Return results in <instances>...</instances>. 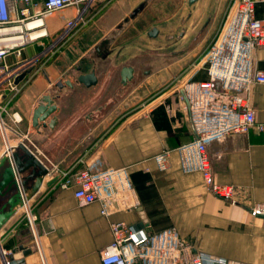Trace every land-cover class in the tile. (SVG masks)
Wrapping results in <instances>:
<instances>
[{"label":"crops","instance_id":"1","mask_svg":"<svg viewBox=\"0 0 264 264\" xmlns=\"http://www.w3.org/2000/svg\"><path fill=\"white\" fill-rule=\"evenodd\" d=\"M142 1L123 0L100 16H91L86 25L94 22L96 40L68 57L64 50L73 45L76 37L73 38L29 81L10 107L21 117L19 128L23 127L26 136L37 98ZM153 1L114 36L110 49L122 47L125 51L120 58L137 59L142 51L140 45L150 42L145 41L148 40L145 34L152 26L173 32L185 27L187 32L180 39L179 50L192 42L193 46L142 78L58 162L60 169L77 168V160L87 153V158L93 160V171L121 169L129 187L113 184L108 188L114 195L107 206L108 214L104 215L99 201L80 205L73 188L61 187L57 181L47 185L48 180L53 179L51 176H45L34 194H29L31 182L26 186L27 191L20 184L17 190L21 205L16 206V212L0 229V264H5L3 251L8 253L19 245L31 249L24 256L23 264H101L100 251L112 240L111 222H124L142 230L148 238L165 229H173L186 245L185 258L202 253L216 264H264V217L253 216L250 211L256 205H264L262 135L250 129L246 133H231L221 140H212L207 145L213 178L232 185L236 201L231 203L215 196L204 183L195 142L204 131L232 125L236 116L229 111L210 108L204 96L189 91H186L187 104L181 101L179 88L172 87V83L181 78L208 79L204 54L224 25L230 0H217L206 24L202 1L182 9L181 0L170 14L163 18L156 16V21L148 12ZM254 15L264 19V1H256ZM164 40L161 35L152 41L163 44ZM57 57L62 59L64 66L58 76L52 78L47 67ZM63 59L67 60V67ZM253 67L264 73V45L254 50ZM37 78H45L47 84L33 95L29 115L25 117L16 99ZM248 96L255 119L264 123V84L253 83ZM11 141L15 142L16 137L11 136ZM2 150L0 139V158ZM160 156L165 157L164 162ZM23 201L28 202L36 215L41 253L24 225ZM139 264H159V261L148 259Z\"/></svg>","mask_w":264,"mask_h":264},{"label":"built area","instance_id":"2","mask_svg":"<svg viewBox=\"0 0 264 264\" xmlns=\"http://www.w3.org/2000/svg\"><path fill=\"white\" fill-rule=\"evenodd\" d=\"M94 1L0 0V136L3 156L11 157L13 148L26 137L19 128L21 117L10 109L12 102L29 81L43 71L47 62L91 20L92 17L86 14ZM256 1L230 0L224 25L204 54L208 79L192 81L181 78L172 83L176 89L183 87L185 93L189 91L204 96L210 108L229 111L236 116L232 125L204 131L195 142L204 183L215 196L231 203L236 201L235 188L213 178L207 145L212 140H221L231 133H246L250 129L259 132L264 139V123L255 119L248 96L253 83L264 84L263 71H256L253 67L254 50L264 45V19L254 15ZM69 8L72 10L70 16L60 15L55 21L58 14ZM54 27L58 29L54 31ZM180 99L184 100L182 95ZM10 136H15L16 141L12 142ZM159 159L165 161L164 156ZM77 164V168L65 170L55 165L48 176L61 187L73 188L74 197L80 205L99 201L101 213L107 215V206L114 195L108 188L113 184L125 189L129 187L123 170L93 171V160L87 158V153L79 157ZM22 207L24 225L41 253L36 215L28 202L23 201ZM250 211L253 216L264 215V205H256ZM110 232L111 242L100 251L101 264H139L148 259H156L159 264L212 262L202 253L185 258L183 250L186 245L173 229H165L148 238L142 230L124 222H111ZM2 254L7 253L3 251Z\"/></svg>","mask_w":264,"mask_h":264},{"label":"water","instance_id":"3","mask_svg":"<svg viewBox=\"0 0 264 264\" xmlns=\"http://www.w3.org/2000/svg\"><path fill=\"white\" fill-rule=\"evenodd\" d=\"M150 1L144 0L135 7L112 32L37 98L30 113L27 136L13 148L11 157L0 158V229L16 212V206L21 205L18 185L21 184L27 191L26 186L31 182L29 194L36 193L45 176L58 165L68 150L102 120L142 78L193 46L192 42L185 49L179 50L180 39L187 32L185 27L174 32L168 29V33L167 28L160 30L158 26H152L145 34L148 39L145 41L150 42L140 45L142 51L137 59L120 58L121 52L125 51L122 47L110 49L114 36L138 16ZM199 1H202V12L205 13L203 17H207L206 24L217 0H183L182 9ZM161 35L165 37L163 44L152 41ZM179 92L188 104L185 89L180 87ZM16 177L19 178L18 181ZM54 181V178L48 180L47 185ZM30 250L23 245L10 249L4 257L5 264H23L24 256Z\"/></svg>","mask_w":264,"mask_h":264},{"label":"rangeland","instance_id":"4","mask_svg":"<svg viewBox=\"0 0 264 264\" xmlns=\"http://www.w3.org/2000/svg\"><path fill=\"white\" fill-rule=\"evenodd\" d=\"M123 1V0H122ZM121 0H96L94 1L91 5L90 8L87 11L86 16H93V18H96L97 16H100L103 12H105L110 6L113 4H118L122 2ZM128 1V0H127ZM181 0H154L151 5L149 6V13L152 15L153 20L156 21L157 17L163 18L166 15L170 14L173 8L179 6ZM70 11L71 9H66L64 12L58 14L55 17V21L58 20L61 16H70ZM94 22L85 25V30L79 34V32L73 37L74 43L73 45L68 46L64 51L65 55L70 57L72 55L73 51H79L85 49L88 45H90L94 40L97 38V32H96V27L93 24ZM145 23L143 22L142 25ZM54 31L58 29V27L53 28ZM79 34V35H78ZM62 59H58V57L51 62L48 67L47 71L50 77L54 78L58 76V73L61 72L64 64L61 62ZM64 63L66 64L67 67V60L63 59ZM57 75V76H56ZM47 84V81L45 78H37L34 82L31 83L30 87L27 89L26 92L23 93L20 97L16 99L17 106L19 110L23 113L25 117L29 115V103L33 98V95L38 93L42 87H44V84ZM23 127L20 126V130H22ZM11 137V136H10ZM1 143L3 146L2 138L0 136ZM213 262V261H212ZM211 264V262H210ZM214 264V263H213Z\"/></svg>","mask_w":264,"mask_h":264}]
</instances>
